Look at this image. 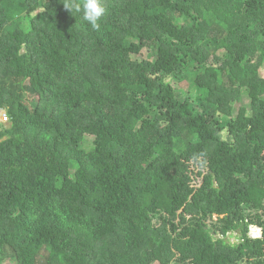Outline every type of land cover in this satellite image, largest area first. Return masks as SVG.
Wrapping results in <instances>:
<instances>
[{
	"label": "trees",
	"instance_id": "obj_1",
	"mask_svg": "<svg viewBox=\"0 0 264 264\" xmlns=\"http://www.w3.org/2000/svg\"><path fill=\"white\" fill-rule=\"evenodd\" d=\"M68 2L0 0V264H264V0Z\"/></svg>",
	"mask_w": 264,
	"mask_h": 264
},
{
	"label": "clouds",
	"instance_id": "obj_2",
	"mask_svg": "<svg viewBox=\"0 0 264 264\" xmlns=\"http://www.w3.org/2000/svg\"><path fill=\"white\" fill-rule=\"evenodd\" d=\"M65 8L69 10L74 9L75 12L82 13L83 19L88 22L93 29H98L100 27V21L105 12L101 0H69V2L65 4ZM261 234L259 236H261Z\"/></svg>",
	"mask_w": 264,
	"mask_h": 264
},
{
	"label": "rangeland",
	"instance_id": "obj_3",
	"mask_svg": "<svg viewBox=\"0 0 264 264\" xmlns=\"http://www.w3.org/2000/svg\"><path fill=\"white\" fill-rule=\"evenodd\" d=\"M143 56L145 57V56H147V50H144V52H143ZM143 56H141V57H143ZM264 65V64H263ZM264 67V66H263ZM263 73H264V69H263ZM245 100H244V102H247V98H244ZM255 232L257 233V235L255 234ZM262 233V231H260V229L258 228V227H253L252 228V231H251V234H253L254 236H259L260 234ZM227 239H229L230 238V240L231 241H236V238L235 237H230V235H228L227 237H226ZM155 264H159L158 262L157 263H155Z\"/></svg>",
	"mask_w": 264,
	"mask_h": 264
},
{
	"label": "built area",
	"instance_id": "obj_4",
	"mask_svg": "<svg viewBox=\"0 0 264 264\" xmlns=\"http://www.w3.org/2000/svg\"><path fill=\"white\" fill-rule=\"evenodd\" d=\"M0 120L2 121L8 120L7 114L2 109H0Z\"/></svg>",
	"mask_w": 264,
	"mask_h": 264
},
{
	"label": "bare ground",
	"instance_id": "obj_5",
	"mask_svg": "<svg viewBox=\"0 0 264 264\" xmlns=\"http://www.w3.org/2000/svg\"><path fill=\"white\" fill-rule=\"evenodd\" d=\"M255 234H257V233L255 232Z\"/></svg>",
	"mask_w": 264,
	"mask_h": 264
}]
</instances>
